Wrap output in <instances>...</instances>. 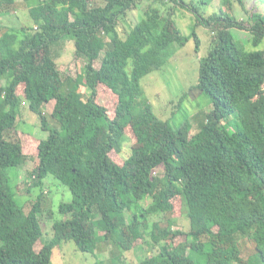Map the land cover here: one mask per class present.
<instances>
[{
	"label": "trees",
	"instance_id": "16d2710c",
	"mask_svg": "<svg viewBox=\"0 0 264 264\" xmlns=\"http://www.w3.org/2000/svg\"><path fill=\"white\" fill-rule=\"evenodd\" d=\"M17 1L27 6L31 23L5 28L0 19V264H52L53 250L67 242L96 256L94 264H105L97 257L101 247L124 253L137 242L153 253L138 264H264V49L248 51L231 33L249 32L258 48L264 13L239 21L224 0V10L196 16L194 27L212 35L211 49L183 96L203 94L211 110L192 134L187 121L174 128L141 99L142 79L166 66L178 47L193 38L199 52L194 27L185 37L173 19L176 8L197 15L192 2L149 0L144 17L122 37L120 20L143 0H104L103 6L0 0V18ZM64 40L85 60L74 78L62 77L51 52ZM99 86L115 97L112 113L97 101ZM24 102L48 134L29 140L25 150L20 138L6 136ZM30 142L36 165L28 191L40 193L25 212L9 170L27 159ZM48 176L69 189L72 201L60 205L64 218L53 223L46 242L38 215ZM176 199L189 231L173 230L172 220L164 228L147 221L172 213ZM179 236L185 241L173 246ZM239 239L251 246L247 258Z\"/></svg>",
	"mask_w": 264,
	"mask_h": 264
},
{
	"label": "rangeland",
	"instance_id": "374dc122",
	"mask_svg": "<svg viewBox=\"0 0 264 264\" xmlns=\"http://www.w3.org/2000/svg\"><path fill=\"white\" fill-rule=\"evenodd\" d=\"M192 2L191 7L195 9L197 15L186 9L176 8L174 21L179 28L181 34L185 37L190 36L191 30L197 24V17L207 18L212 13L224 10V0H185ZM232 3V11L226 7L227 12L234 15L237 20L247 19L252 12L264 13V2L262 0H243V6L238 0H227ZM205 2V4H201ZM93 5L103 6L104 0H91ZM149 0L139 2L137 8L129 12L128 15L122 18L118 25V30L122 37H125L132 25L144 17ZM172 5V4H169ZM9 14L1 17V24L5 28H23L28 26L31 21L28 17V8L25 4L17 1L14 7L9 9ZM165 12V10H163ZM197 16V17H196ZM194 30L200 39L199 52H195V42L190 38L182 47H178L173 57L168 64L160 71L153 72L141 81L144 91L142 100L151 104L155 114L165 121H169L174 128L179 127L184 122L191 125V133L196 134L201 125L205 121L206 114L211 110L210 100L203 94L190 93L186 97L183 95L197 83L199 62L207 56L211 49L212 35L204 26L198 25ZM4 31V30H3ZM234 38L239 40L248 51H258L264 49V41L258 48H253L251 44V35L245 30H231ZM52 55L57 64L58 70L62 77H75L82 73L85 66V60L75 56L74 44L70 40L60 41L52 45ZM103 55V54H102ZM101 55V57H102ZM99 61L95 67L98 68ZM84 90V89H83ZM97 101L105 106L112 113L116 105L115 97L111 95L103 87H98ZM54 104L50 102L44 107V112L49 116L53 111ZM110 113V114H111ZM16 128L7 133V137L11 139L20 138L22 145L27 147L29 140L38 141L47 138V132L40 127L39 117L30 111L27 104L24 102L20 115L16 121ZM126 133L132 139L133 136L130 130ZM19 136V137H18ZM134 140V139H133ZM30 142L28 152L25 151L27 159L16 170H9V176L13 189L16 191L17 199L23 206L25 212H28L31 206L36 201V197L40 193V188H31L29 192V177L35 169V148ZM33 148V149H32ZM111 157L120 162L116 154ZM44 199L41 203L42 212L38 215L42 223L45 235L42 236L48 242L51 238V227L53 223L61 221L64 217L59 213L61 204H67L72 201V195L69 189L57 181L52 176H48L43 181ZM146 203V202H145ZM145 205V204H144ZM174 210L167 215L148 216L147 221L151 223L158 222L164 228L167 220L173 221V230H181L187 232L190 229L189 221L180 213V201H174ZM245 251L244 258L251 253V246L246 239H239ZM185 241L184 236H179L172 241V245L176 246ZM152 250L149 245L135 244L134 249L119 253L111 246L101 247L97 251V257L105 264H138L141 260L151 256ZM96 256L88 253L80 252L73 242L62 243L53 250L52 264H94ZM116 261V263H114Z\"/></svg>",
	"mask_w": 264,
	"mask_h": 264
}]
</instances>
